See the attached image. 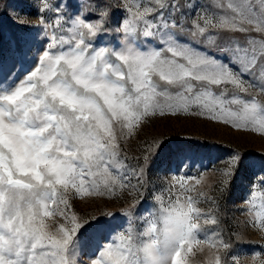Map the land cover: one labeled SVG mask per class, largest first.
I'll list each match as a JSON object with an SVG mask.
<instances>
[{
    "label": "snow or ice",
    "instance_id": "1",
    "mask_svg": "<svg viewBox=\"0 0 264 264\" xmlns=\"http://www.w3.org/2000/svg\"><path fill=\"white\" fill-rule=\"evenodd\" d=\"M149 2L80 0L69 15L62 6L72 5L59 0L54 25L40 16V26L52 34L27 72L17 42L21 60L12 68L19 64L20 70L15 76L11 70L0 73V264H77V246L83 249L89 231L100 241L90 264H189L193 245L230 247L204 227L219 222L198 207L203 192L188 195L201 183L195 177H174L164 190L167 201L164 192L153 193L156 206L140 217L146 224L142 232L131 219L140 199L121 210L130 218L127 227L119 225L123 231L116 230L112 213L81 215L73 205L125 193L144 196L149 161L169 141L149 142L139 157H129L124 145L155 118L198 117L264 138V0L187 4L196 17L189 27L179 0H155L158 7ZM42 3L41 12L52 10ZM154 12L155 22L149 19ZM110 18L122 42L98 46L96 38L106 34ZM221 33L245 39L229 37L226 46H218ZM211 48L225 58L210 54ZM176 152L188 158L185 148ZM248 155L235 153L224 176L255 168L246 164ZM129 160L136 165L130 167ZM258 163L264 173V154ZM176 185L179 194L172 192ZM244 227L264 231V211L246 218ZM252 260L264 264L261 253ZM208 264H222L221 257Z\"/></svg>",
    "mask_w": 264,
    "mask_h": 264
},
{
    "label": "rangeland",
    "instance_id": "2",
    "mask_svg": "<svg viewBox=\"0 0 264 264\" xmlns=\"http://www.w3.org/2000/svg\"><path fill=\"white\" fill-rule=\"evenodd\" d=\"M46 2L51 5L52 10L46 9L41 12L42 0H0V73L3 75H7L11 70L12 75L15 76L20 70L19 64L15 70L12 68L16 61L21 60L20 53L16 51L18 41L26 54L23 58L24 72L33 67L32 61L40 52L41 43L52 34L51 29L45 30L40 26V16L43 15L50 25H54L57 19L55 7L59 0H46ZM67 2L72 7L63 8L62 6V10L71 15L76 12L80 0H67ZM107 2L118 5L120 0H107ZM168 2L171 3V0ZM222 2L227 3V0ZM124 3L129 6L137 4L143 6L144 0H124ZM179 3L181 12L185 14V27H189L191 21L196 18L195 9L184 6L190 3L209 4L211 0H179ZM148 6L158 7L155 5V0H150ZM113 10L119 16V11L115 8ZM156 15L155 12L151 13L149 19L155 22ZM175 18L180 20V12L176 13ZM92 19L95 20L97 17L93 15ZM110 21L106 25V34L96 38L98 46L113 48L122 42V36L112 31L117 27L115 18H110ZM229 37L241 42L245 39L244 34L241 33H221L217 36V45L226 46ZM194 46L204 47V45ZM209 52L218 59L225 58V53L217 48H211ZM225 62H227L226 59ZM11 79L10 76L9 80ZM250 91L256 93L258 89L253 88ZM155 139L168 140L169 143L162 152L151 157L149 161L147 166L149 190L144 192L142 198L135 193H125L115 200H74L73 205L76 211L81 215L112 213L115 216L113 225L116 226V230L123 231L124 228L119 225L127 227L130 218L121 210L140 199L141 202L133 210L131 219L132 226L138 232H142L146 224L140 217L146 216V210L156 206L153 193L164 192L165 201H167L168 193L164 190L173 184L174 177H195L201 179V183L195 185L194 190L188 195L196 196L200 192L205 194L198 207L205 212L213 213L219 223L218 226L209 224L204 227L218 234L220 239L227 242L230 247L225 250L221 247L213 248L208 243L193 245L195 256L189 254V264H208L215 255L221 257L222 264H233L234 260L236 264H254L252 257L255 253H261L264 258V231L244 227L246 218L264 211V184L259 183L264 173L258 171V158L264 154V138L250 132L236 131L223 123L192 116H180L153 119L124 147L129 157H139L145 154L143 149L148 146V143ZM178 147L186 149L187 159L177 154ZM235 153H240L242 156L248 153L246 164L255 163L256 167H244L236 171L234 176L225 177L224 172L228 169L229 161ZM125 163L132 167L137 162L129 160ZM226 179L229 183L222 184V181ZM132 183L135 184L136 181L133 180ZM188 183L191 186L194 182L189 180ZM179 191V185L172 188L174 194H179ZM181 199H183L182 196ZM209 239L212 237L210 236ZM108 242H111V239L103 241V243ZM83 243V249L77 246L75 259L77 264H90L93 258L91 253L100 241L98 237L93 238L89 231L85 233ZM200 248L203 251H199Z\"/></svg>",
    "mask_w": 264,
    "mask_h": 264
}]
</instances>
